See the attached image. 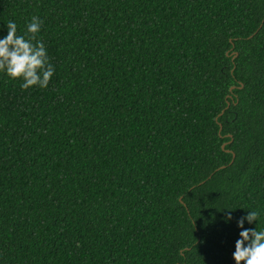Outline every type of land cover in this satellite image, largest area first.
Here are the masks:
<instances>
[{
	"label": "trees",
	"instance_id": "trees-1",
	"mask_svg": "<svg viewBox=\"0 0 264 264\" xmlns=\"http://www.w3.org/2000/svg\"><path fill=\"white\" fill-rule=\"evenodd\" d=\"M33 15L54 71L0 74V264H234L264 227V0H0V36Z\"/></svg>",
	"mask_w": 264,
	"mask_h": 264
},
{
	"label": "clouds",
	"instance_id": "clouds-1",
	"mask_svg": "<svg viewBox=\"0 0 264 264\" xmlns=\"http://www.w3.org/2000/svg\"><path fill=\"white\" fill-rule=\"evenodd\" d=\"M41 24V19L33 15L25 23L23 31L18 33L15 21L9 20L6 34L0 36V74L9 80L19 81L22 90L45 88L53 75L54 68L46 47L36 39ZM260 215L252 209L237 220L236 226L240 231L232 252L234 264H264V227L256 228ZM253 222L254 228L243 227L245 223Z\"/></svg>",
	"mask_w": 264,
	"mask_h": 264
},
{
	"label": "water",
	"instance_id": "water-1",
	"mask_svg": "<svg viewBox=\"0 0 264 264\" xmlns=\"http://www.w3.org/2000/svg\"><path fill=\"white\" fill-rule=\"evenodd\" d=\"M227 106H228V104H227ZM220 128H221V126H220ZM221 167H223V166H220L219 168H221Z\"/></svg>",
	"mask_w": 264,
	"mask_h": 264
}]
</instances>
